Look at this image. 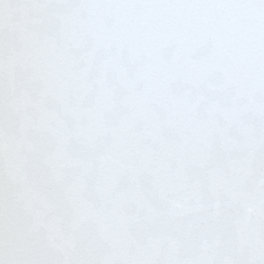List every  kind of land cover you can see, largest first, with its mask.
<instances>
[{
    "label": "snow or ice",
    "instance_id": "1",
    "mask_svg": "<svg viewBox=\"0 0 264 264\" xmlns=\"http://www.w3.org/2000/svg\"><path fill=\"white\" fill-rule=\"evenodd\" d=\"M0 264H264V0H0Z\"/></svg>",
    "mask_w": 264,
    "mask_h": 264
}]
</instances>
